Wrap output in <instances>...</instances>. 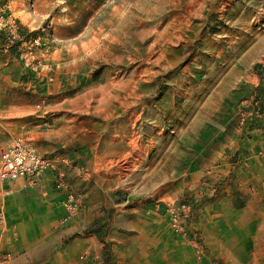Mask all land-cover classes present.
<instances>
[{
    "label": "rangeland",
    "instance_id": "rangeland-1",
    "mask_svg": "<svg viewBox=\"0 0 264 264\" xmlns=\"http://www.w3.org/2000/svg\"><path fill=\"white\" fill-rule=\"evenodd\" d=\"M251 74L253 90L235 98ZM262 76L264 0H0V156L24 137L56 162L53 175L44 173L58 193L44 198L72 193L78 205L69 212L59 200V220L40 248L77 253V264H225L193 253L161 220V237L128 230L115 205L134 203L156 217L157 203L217 201L231 174H219L220 159L191 181L184 166L202 143L188 144L196 149L187 153L183 141L204 136L215 105L228 110V130L264 131L240 124L242 103L264 90ZM238 155L230 163H240ZM256 155L264 162V149ZM202 183L211 194H201ZM26 189L8 196L0 184L7 264L31 231L33 222L16 213ZM238 194L221 211L227 257L264 264V238L248 236L260 225L240 230L245 200ZM69 260L60 256V264Z\"/></svg>",
    "mask_w": 264,
    "mask_h": 264
},
{
    "label": "crops",
    "instance_id": "crops-1",
    "mask_svg": "<svg viewBox=\"0 0 264 264\" xmlns=\"http://www.w3.org/2000/svg\"><path fill=\"white\" fill-rule=\"evenodd\" d=\"M25 16L26 15H21L19 17L20 24L24 23L23 20ZM255 79V75L251 74L246 84L244 83V88L240 92H236L234 97L238 99L250 93L254 88L253 84L255 83ZM240 80L237 79L238 83ZM259 83H261V79ZM223 99L224 95H221L220 100ZM228 115L227 109L215 105V114L210 117L213 118L214 116L215 121H211L210 118L204 121V123L208 124L207 127L204 128L209 129L204 131V136L200 138V136L194 132L193 134L196 136H194L193 141H191L192 138L183 141L186 145V147H183V150L187 153H193L192 148L196 149L194 144L192 147L190 146V148H188V144L202 143V147L199 151L195 152L194 157L191 155L190 162H187L184 166V176H188L191 181L196 180L204 175L207 162L213 161V163H215L216 160L221 159L223 161V166L219 167V174L228 172L231 174V179L234 180L230 179L229 182H233V184L225 185L221 189V197H219L217 201L214 199L205 200L201 198L196 205L198 217L197 221L194 223L193 229L200 237L199 249L201 250H199L195 244H192L183 237L181 238L186 243L187 247L196 255L206 256V254H208L210 258H221L222 262L225 264H243V261L239 259L235 258L231 261L227 257L231 251L226 246L227 236L224 234L225 230L222 229V226H226L228 218L223 215L221 211L224 207H229L231 205V200L234 198L235 194L239 195L238 193H242L245 200L242 213L245 214V217H239L237 220L239 224H241L240 230L243 229L242 225L244 224H259L260 226L258 228L251 231L253 235L249 233L248 236L253 239L264 238V162L256 155L258 149H264V131L247 130L246 134H241L236 130L234 131V129L228 130L230 126ZM258 126L264 127V122H259ZM8 146L9 145H7V147ZM237 153H239L238 157L241 162L238 164L230 163L231 155L235 156ZM50 173L53 175V172L50 171ZM50 173H44L35 185H31L25 180L14 183H3L0 181L1 186L5 190L4 193L8 196H13L15 194L18 185L23 184L27 187L26 190L20 192V204L17 203L18 210L16 213L19 214L21 220L25 218L28 222H33L32 224L28 223L31 229L30 233L22 234L21 238H19V245H16L14 248L12 247L13 249L10 253L14 255V258L9 264H60V256H71V260L68 261V264H77L75 260L77 253L68 250L67 253L60 254L59 250L49 249L47 251L48 253L45 254V251L40 248L44 243L45 237L48 236L49 232H52L53 226L59 220V200L63 203L66 199L63 195L57 194L58 192L54 187ZM213 173L215 176V171ZM209 177L205 178L210 179ZM205 180L206 179H204V182ZM52 190L57 193L49 195L47 199H45V193ZM199 190L201 194H211L207 191V188L204 187L203 183ZM115 206L119 208V210L116 211L119 217L123 219L126 218L123 224L132 225L128 227V230L136 231L140 234L152 235L153 237H161L163 228L160 224L162 223L160 220L168 226L167 220L154 210L153 215L156 214V217H152V212L150 213L149 210H147L148 214H143L144 211L142 207H135L134 203L130 207L127 205V202L117 203ZM133 206L134 208H132ZM11 208L12 206H10V210ZM64 211L63 218L67 216V211ZM10 212L11 211L8 209V214ZM157 217H160V219ZM175 237L173 238L175 239ZM235 238L242 241L243 232L235 235ZM157 244L163 246L162 238ZM72 261L74 262L72 263Z\"/></svg>",
    "mask_w": 264,
    "mask_h": 264
},
{
    "label": "built area",
    "instance_id": "built-area-1",
    "mask_svg": "<svg viewBox=\"0 0 264 264\" xmlns=\"http://www.w3.org/2000/svg\"><path fill=\"white\" fill-rule=\"evenodd\" d=\"M261 83V87H264L263 76ZM242 105L241 125L248 124L251 127L255 123L264 122V90H259L251 97L250 101L246 100ZM55 164L56 162L49 157L39 153L27 139L16 137L1 153L0 181L14 183L25 180L29 184L35 185L44 172L56 171ZM57 177L62 180L63 175L57 173ZM58 188L64 190V185L61 183ZM66 202L69 212L76 211L78 205L74 194L68 193ZM154 211L167 220L168 227L172 232L195 244L198 249L200 248V237L193 229L194 223L197 221L198 209L192 202L185 200L157 203L154 206ZM8 260V258H3L0 260V264H7Z\"/></svg>",
    "mask_w": 264,
    "mask_h": 264
}]
</instances>
